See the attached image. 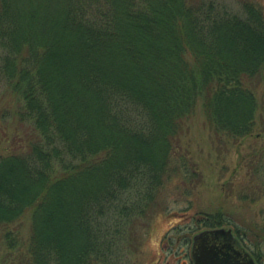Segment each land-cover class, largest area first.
<instances>
[{
  "label": "trees",
  "instance_id": "trees-1",
  "mask_svg": "<svg viewBox=\"0 0 264 264\" xmlns=\"http://www.w3.org/2000/svg\"><path fill=\"white\" fill-rule=\"evenodd\" d=\"M263 75L253 4L0 0V80L32 133L0 155V242L14 253L0 264H131L135 222L192 175L178 152L186 122L200 105L215 135L250 136ZM28 214L15 254L10 227Z\"/></svg>",
  "mask_w": 264,
  "mask_h": 264
},
{
  "label": "rangeland",
  "instance_id": "rangeland-1",
  "mask_svg": "<svg viewBox=\"0 0 264 264\" xmlns=\"http://www.w3.org/2000/svg\"><path fill=\"white\" fill-rule=\"evenodd\" d=\"M214 1L236 13H241L244 3L264 13V0ZM252 86L258 111L250 136L229 139L215 135L200 105L186 122L178 152L188 161L192 175L183 171L173 178L158 193L148 217L135 222L129 263L192 264L193 238L210 230L205 224H218L215 229L231 230L257 264H264V75ZM18 105L17 96L0 80V155L22 149L28 136L32 137L16 115ZM10 228L23 244L15 254H22L29 238V214ZM2 247L0 242V262L10 261L14 253Z\"/></svg>",
  "mask_w": 264,
  "mask_h": 264
},
{
  "label": "water",
  "instance_id": "water-1",
  "mask_svg": "<svg viewBox=\"0 0 264 264\" xmlns=\"http://www.w3.org/2000/svg\"><path fill=\"white\" fill-rule=\"evenodd\" d=\"M192 264H256L230 230L205 231L194 237Z\"/></svg>",
  "mask_w": 264,
  "mask_h": 264
},
{
  "label": "flooded vegetation",
  "instance_id": "flooded-vegetation-1",
  "mask_svg": "<svg viewBox=\"0 0 264 264\" xmlns=\"http://www.w3.org/2000/svg\"><path fill=\"white\" fill-rule=\"evenodd\" d=\"M193 241V240H192ZM240 242V241H239Z\"/></svg>",
  "mask_w": 264,
  "mask_h": 264
}]
</instances>
